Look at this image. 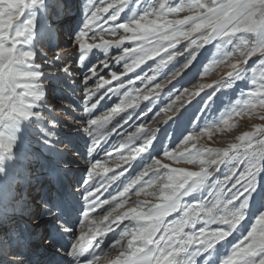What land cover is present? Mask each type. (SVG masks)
Returning a JSON list of instances; mask_svg holds the SVG:
<instances>
[{
	"label": "snow or ice",
	"instance_id": "snow-or-ice-1",
	"mask_svg": "<svg viewBox=\"0 0 264 264\" xmlns=\"http://www.w3.org/2000/svg\"><path fill=\"white\" fill-rule=\"evenodd\" d=\"M36 2L31 0L32 4ZM26 3L27 0H0V123L39 115L34 109L44 97L40 83L41 65L34 62L37 54L31 50L18 51L20 38L32 30L31 20L22 30L15 27ZM126 3L128 0H100V4L92 8L94 10L90 9L82 30L73 37L80 52L87 53L96 48H121L125 41H130L135 46L124 48L121 55L114 57L117 62L124 61L120 75L133 72L147 60L159 57L156 67L151 69L155 74L184 53H187V57L182 70L189 69L198 59L197 53L216 41L220 57L214 58L204 68L203 74H211L220 65L228 69L217 81L198 84L194 91L186 89L175 101L157 112L154 120L163 113L164 122H167L173 117L168 113L176 115L179 111L176 102L182 96L190 102L206 88L241 79L244 71L248 79L251 72L252 87L243 93L242 108L230 112L218 125L206 127L198 134L185 135L173 150L164 147L162 156L165 160L187 164L195 170L173 167L159 158H153L116 195L101 200V189L107 191L131 168L132 162L152 146L157 127L145 123L137 126L134 123L132 127H135V131L118 141L119 149L115 156L116 168L125 164L128 168L105 178L103 174L112 172V168L99 161L91 165L84 181L86 207L79 221V235L73 228L75 222L66 224L62 233L68 232L72 238L66 248L59 250L74 264H100L105 258L106 264H186L181 254L187 249H212L217 243L227 240L233 230L242 227L245 216L241 210L247 206L246 198L253 190L255 175L264 168V125L253 126L251 131L237 137L238 143L230 144L225 149L198 146L202 137L211 139L215 131L232 128L231 122L237 117L258 115L259 119L264 120V71L257 80L256 69L245 67L253 56L258 55L259 67L264 69V0H180L175 5L170 0H160L158 7L138 18L120 22L117 12ZM109 36L112 38H105ZM86 38L92 43H87ZM182 40L187 42V46L183 51L176 50V45ZM229 45H232L231 49ZM59 60L61 57L56 56L45 60V63L54 64ZM104 67H108L107 62ZM69 70L68 67L63 68L66 72ZM91 72L92 76L97 75L94 68ZM110 75L112 80L119 79L115 71ZM178 75L180 71L173 73L174 77ZM154 79L155 75L145 73L143 76L137 75L135 80H129V85L136 80L145 82L146 90L125 91L119 104L95 119L91 118V113L99 100L90 107L87 101L111 81L100 77L96 87L85 92L83 112L87 118L83 130L91 138L90 149L93 152L101 140H106L107 136L132 119L131 115L122 116L109 130L108 125L116 117L128 109L134 111L141 99L155 101L163 86L157 83L154 88H148L147 83ZM124 87L126 85L121 83L116 88H108L107 92L119 94ZM151 111L149 107L147 112ZM147 112L143 115L147 116ZM137 141H140L139 145ZM15 144L13 134L0 131V174H4L0 175V181L7 178V165L15 160ZM226 163L231 167L225 170L222 178L211 179ZM97 176H101L105 182L97 183ZM146 176L147 180L144 179ZM206 183L208 195L203 202H185L184 198ZM134 186L136 197L149 199L131 200L128 194ZM238 203L239 207H236ZM105 204L110 205V210L100 220L92 219L90 213ZM177 212L180 213L177 218L166 220V217ZM0 216L6 218L9 214L0 213ZM198 224L203 226L197 229ZM122 225L119 238L106 243L107 234L115 233ZM212 225L222 227L212 228ZM15 238L17 244L24 239L18 234ZM221 264H264V212L255 217L250 230L232 245L230 254L222 258Z\"/></svg>",
	"mask_w": 264,
	"mask_h": 264
},
{
	"label": "rangeland",
	"instance_id": "rangeland-1",
	"mask_svg": "<svg viewBox=\"0 0 264 264\" xmlns=\"http://www.w3.org/2000/svg\"><path fill=\"white\" fill-rule=\"evenodd\" d=\"M30 2L31 0H27L26 7ZM37 2L38 6L37 3L35 4L36 10H33V12H24L15 27L22 30L27 26L29 20L34 19L38 21L36 22L37 24H32L31 36H22L18 44L24 47L23 51H26L28 47L34 48V53L37 54L34 62L41 65L42 76L40 83L41 89L44 92V97L36 104L34 109L39 115L30 116L32 119L31 123L30 125L26 123V125L30 127V130L38 127L39 136L45 138L46 146L54 151V159H51L48 165L53 171H57L55 178L57 176L59 178L61 177V175H58V171L61 169L66 174L67 181L70 184L68 191H66V194L67 192L68 194L67 196L65 195L66 198L63 201L56 199L46 204L50 209L46 212V216H50L51 219L44 220L40 225L42 235H47L48 238L50 234L47 233L50 230L56 231L54 234L56 233L60 246L58 248L56 247V249L54 248L53 251L57 254L61 247L66 248L68 246L72 238L68 232L62 233V229L65 228L66 224L75 222L73 228L76 234L79 235V221L83 218L82 212L86 207L84 201V181L87 178V170L91 165L99 161L112 168V172L103 174L105 178L110 177L114 173L121 172L124 168H128L126 164L122 165L121 168H116L117 161L115 160V156L119 149L118 141L123 139L127 134L135 131V127H132L134 123L137 126L145 123L149 126L157 127V131L152 140V146L141 157H137L132 162L131 168H128L124 172V175L115 181L107 191L101 189V192H103V195L100 196L101 200L110 199L111 195H116L118 191L123 189L124 184L142 171L146 164L151 163L153 158H159L163 163H169L173 167H184L189 170H195L190 165L175 164L172 161L165 160L162 156L164 147L167 146L169 150H173L176 145L182 142L185 135L198 134L206 127L218 125L220 120L230 112L241 109L244 102L243 93L252 87L250 83L252 77L250 72L248 79L247 72L244 71L241 73V79L235 80L232 83L224 81L213 88H206L198 96L192 98L190 102L187 97L182 96L181 100L176 102V107L179 109L176 115L168 113L167 115H172L173 117L167 122H164L165 114L161 113V117L154 120L153 117L157 112H160L162 108L167 107L175 101L176 97L186 89L188 91H194L198 84L217 81L228 71L225 66L220 65L215 67L211 74L207 76L203 74L204 68L214 58L220 57V52L215 45L216 41L205 46V48L197 53L198 59L193 62V65L189 69L182 70L185 58L187 57V53H184V55L177 56L169 62L167 66L159 69L155 74L151 69L156 67L159 57L147 60L145 64L140 65L133 72L120 75L123 73L124 61L117 62L114 57L121 55L124 48H133L135 45L132 42L125 41L121 48L111 47L107 50L96 48L89 50L87 53H82L75 45L73 39L86 23V17L90 9L95 5H99L100 0H75L74 4L72 0L71 3L65 0H37ZM179 2L180 0H170V3L173 5ZM159 3L160 0H128V3L122 7V10H118V19L120 22H127L131 19L138 18L145 12L158 7ZM71 5H73L72 9H70ZM57 7L59 8L58 16L62 14L68 16V19L66 21L63 19L58 26L52 23L55 17L54 11H56ZM75 7L76 9L74 10ZM39 8L46 9L45 17L39 12ZM71 10L75 11H73L74 14L72 16H70ZM37 11L38 16L34 18L32 14H35ZM104 27H107V25H104ZM62 34H64L63 37ZM105 38L111 39L112 37ZM86 42L92 43L89 38H86ZM186 46L187 42L182 40L180 44L176 45V50L183 51V48ZM228 47L231 49L232 45ZM41 53H46V55H41ZM203 55L205 57L199 60ZM56 56H60L61 60L56 61L54 64L45 63V60ZM105 62L108 63L107 68L104 67ZM64 67H68L70 70L67 72L63 71ZM245 67L249 70L252 68L256 69L255 79L257 80L259 79L260 73L264 71V69L259 67L258 55L253 56ZM93 68L97 72L96 76H92L91 69ZM113 71L117 72L119 76L118 80L111 79L110 74ZM177 71H180V75L174 77L173 73ZM145 73L149 76L155 75V79L147 83L148 88H154L157 83L163 86L159 91L158 97L155 98L154 102L141 99L139 101V107L134 111L128 109L127 112L121 113L120 116L116 117V120L108 125L109 130L115 126L116 121L120 120L122 116L131 115L132 119L127 124H122L121 127L117 128L116 132L107 136L106 140H101L93 152L90 149L91 138L83 130L84 126H86L87 118V114L83 112L85 92L94 89L100 77L111 81L110 84L101 88L100 92L96 93L90 101H87L90 107L91 104L99 100L96 108L91 113V118L95 119L119 104L125 91L129 89L146 90L145 82L136 80L133 85L128 84L129 80H135L137 75L143 76ZM87 77L91 78L86 79ZM121 83L125 84L126 87L121 88L119 94L107 92L108 88H116ZM56 91H58L57 95ZM102 96L103 99H100ZM133 96H135V92H133ZM209 97L211 98L209 99ZM149 107L152 108L151 112H147ZM144 112H147V116L143 115ZM231 123L233 124L232 128H223L220 131H215L211 139L207 136L202 137L198 141V146L225 149L230 144L238 143L237 137L244 132L251 131L253 126L264 125V120L259 119L258 115L251 117L242 116L235 118ZM23 125L21 124L20 126L23 127ZM23 137L26 138L27 136L23 134ZM67 142L72 144V147L67 152L75 149L81 151L78 157L73 156L71 158L74 163V167L71 169H65L59 167L60 165L56 166L52 164V161L57 157L63 156L62 162L67 157L69 158L67 152L61 150ZM136 144L139 145L140 141H137ZM32 151L39 152L36 148L32 149ZM43 159L45 160L46 157L43 156L42 160L40 159L41 166L43 165ZM30 165L33 169L34 164ZM229 167H231V164L226 163L222 165L220 170L215 172L211 179L222 178L225 170ZM240 168L242 169L243 165ZM144 179L147 180L148 177L146 176ZM95 180L99 183L105 182L101 176H97ZM42 181L38 186L40 189L43 186ZM201 189L207 190L208 184L206 183ZM135 190L136 188L134 186L128 194L131 200L149 199L144 196L136 197L134 195ZM246 199L247 206L241 210L245 216V220L242 221V227L233 230L227 240L217 243L214 248L208 249L205 254L203 253L202 256L196 259V264H221L222 258L230 254L232 245L250 230L255 217L260 212H264V168H261L255 175L253 190ZM72 202H75V204H69ZM239 203H244V201H240ZM239 203L236 207H239ZM109 210L110 205L105 204L103 207L97 208L95 212L90 213V217L94 220H100ZM62 214L63 216H61ZM57 229L60 230L57 231ZM47 230L49 231L47 232ZM52 232L50 231L51 234ZM58 255L56 259L59 260V264H74L73 260L66 258L62 251Z\"/></svg>",
	"mask_w": 264,
	"mask_h": 264
},
{
	"label": "bare ground",
	"instance_id": "bare-ground-1",
	"mask_svg": "<svg viewBox=\"0 0 264 264\" xmlns=\"http://www.w3.org/2000/svg\"><path fill=\"white\" fill-rule=\"evenodd\" d=\"M65 1L66 2L68 1L69 3H71V0H65ZM72 1L74 4L75 0H72ZM36 3L38 6V2ZM35 4H32L30 2L29 5L25 8L24 12L25 13L33 12V10H36ZM70 7H71L70 9H72L73 5H71ZM75 9L76 7L74 8V10ZM38 10L39 12H41L43 17H45L46 9L39 8ZM74 10H71L70 16L74 14L75 12ZM58 11H59V8L57 7L56 11H54L55 17L52 20V23L56 24L57 26L59 25V23L62 22L63 19H65V21L66 19H68V16L66 14H62L58 16ZM37 13L38 11L35 14H32V16L36 18V16H38ZM31 21L33 22V24H37L36 22H38V21H35L34 19H31ZM17 29H20V28H17ZM30 33L31 31L26 32L25 37L26 36L30 37L31 36ZM63 36L64 34H62V37ZM26 49L31 50L33 52L35 51L34 48H30V47ZM23 50H24V47L18 45V51H23ZM204 57L205 56L203 55L201 58H199V60ZM57 94H58V91H56V95ZM31 120L32 119L29 117L28 119L20 118L17 120L4 121L3 123H0V131H4L5 133H11L15 136V139H16V144L14 148L15 160L14 162L7 165V168H8V173L6 174L7 178L4 179L3 181H0V208L2 205L8 206L9 203L14 204L13 200L10 199L11 193L17 194V196L19 197L18 204H17V210L19 211H16V212L23 214L22 217L24 218L25 221L27 219L26 213H28V215H33L34 220L36 218L35 220L37 223L36 234H39L40 236L39 239H41V241L38 242L37 240H35L34 235H32L30 231H28L29 227L31 226L30 223L29 225H27V227H26V224L23 226L24 236L21 235V237H24V239L21 240V242L17 245L11 246L7 244L8 242L4 240V237H1L0 238V264H52L53 260H55L56 257L59 256L58 254L60 253L59 251L56 254L55 251H53L54 248L56 249V247L58 248L60 246L56 233L54 234V232L56 231L50 230L53 232L52 234H50L48 240H46L47 235H42V232L40 229V225L43 223L44 220L51 219L50 216H46L47 214L46 212L50 210L46 204H49L52 201L53 196L47 199L46 202H44L43 200L47 198V195H49V191L52 190L53 188L51 187L49 189L45 186L46 188L42 187L40 189V187L38 186L43 179H46L49 181V180H52V178L56 176L57 173L53 171L52 168H50V166L48 165L49 161L51 159H54L53 156L55 153L54 151H52L50 147L46 146L45 138L39 136L40 133L37 130L38 127L34 128L33 130H30V127L26 125V123L30 125ZM20 123L22 125L23 123H25V125H23L22 127L20 126L21 125ZM22 131L23 133H21ZM23 134L26 135L27 137L26 138L23 137ZM71 147H72V144L70 142L69 143L67 142L65 143V147L61 148V150L67 152V150ZM34 148L39 150V152L36 153L35 151H32V149ZM69 152L71 153V154H68L70 159L67 157L65 161L62 162L63 156L57 157L55 158V160L52 161L53 162L52 164H55L56 166L60 165L59 167H63L65 169L73 168L74 163L71 158L73 156L78 157L81 151H78V149H75ZM43 156H45L46 159L45 160L43 159V165L41 166L40 161L42 160ZM30 164H34L35 167L33 166V169H32V166ZM0 175H4V174H0ZM58 175H61V178H64L67 181V177L64 172L60 171L58 172ZM42 182H44V180ZM8 189H9V193H8ZM207 195H208V189L202 190L200 188L190 193L189 196L184 199L186 203H194L197 200L203 202V200L207 197ZM69 204L73 205L75 204V202H72ZM7 213L10 214L9 217L11 218L12 213H9V211H7ZM179 215H180L179 212L173 213L169 217H166V220H172L174 218H177ZM10 221L13 224L17 222L14 216H13V220H10ZM124 223L126 224L127 221H125ZM202 226H203L202 224H198L197 229ZM211 227L216 228V227H222V226L212 225ZM1 230H2V225L0 224V231ZM59 230L60 229H57V231ZM122 230H123V225L121 226V228L117 229L115 233H108L106 237V243L110 244L114 239H118L119 234ZM12 231H14L13 228H12ZM14 234H19V232L15 231ZM207 250L208 249L189 248L184 253L181 254V259L184 260L186 264L187 262H191V264H196L195 263L196 259L202 256L203 253L205 254ZM100 264H106V258L102 259L100 261Z\"/></svg>",
	"mask_w": 264,
	"mask_h": 264
}]
</instances>
